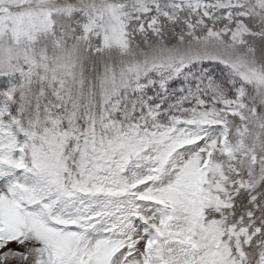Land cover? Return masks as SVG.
<instances>
[{
  "label": "snow or ice",
  "instance_id": "snow-or-ice-1",
  "mask_svg": "<svg viewBox=\"0 0 264 264\" xmlns=\"http://www.w3.org/2000/svg\"><path fill=\"white\" fill-rule=\"evenodd\" d=\"M0 264H264V0H0Z\"/></svg>",
  "mask_w": 264,
  "mask_h": 264
}]
</instances>
